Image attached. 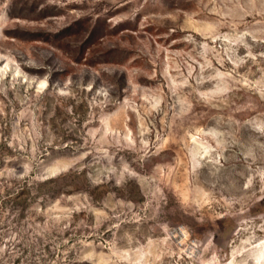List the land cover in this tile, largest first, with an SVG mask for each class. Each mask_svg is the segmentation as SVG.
<instances>
[{
  "label": "rangeland",
  "instance_id": "374dc122",
  "mask_svg": "<svg viewBox=\"0 0 264 264\" xmlns=\"http://www.w3.org/2000/svg\"><path fill=\"white\" fill-rule=\"evenodd\" d=\"M263 242L264 0H0V264Z\"/></svg>",
  "mask_w": 264,
  "mask_h": 264
},
{
  "label": "bare ground",
  "instance_id": "6f19581e",
  "mask_svg": "<svg viewBox=\"0 0 264 264\" xmlns=\"http://www.w3.org/2000/svg\"><path fill=\"white\" fill-rule=\"evenodd\" d=\"M264 243V242H263ZM263 257H264V255L263 254H260L259 255V261H258V264H264V260H263ZM231 264V263H230Z\"/></svg>",
  "mask_w": 264,
  "mask_h": 264
}]
</instances>
